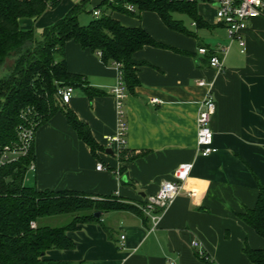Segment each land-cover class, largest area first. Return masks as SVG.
<instances>
[{
    "label": "crops",
    "instance_id": "crops-1",
    "mask_svg": "<svg viewBox=\"0 0 264 264\" xmlns=\"http://www.w3.org/2000/svg\"><path fill=\"white\" fill-rule=\"evenodd\" d=\"M72 7L62 0L38 18L19 19V28L33 30L40 38ZM197 14L207 27L199 28L185 16L190 21L187 28L174 16L183 22L186 32L181 33L168 29L153 12L138 16L111 12L123 27L142 28L162 45L144 46L132 56L137 85L129 91L123 84L127 130L119 154L107 146L105 137L117 130L116 99L110 92L122 79L121 72L75 42L65 43L67 71L83 77L87 85L73 88L65 106L87 125L103 151L93 155L58 112L35 130L34 169H27L25 186L115 197L140 207L163 181L172 179L180 164L191 163L193 168L155 229L143 215L102 212L98 221L67 233L74 249L49 250L45 259L73 264H251L245 246L264 250V239L237 216L255 206L257 185H264V19L253 20L243 31L242 53L216 24L214 7L198 2ZM216 47L227 49L220 73L209 67V54H198L199 48ZM200 81L212 85L216 104L210 122L216 152L206 157L195 149V120L207 93ZM86 89L98 93L89 98ZM152 99L160 103L152 104ZM97 164L104 170L97 171ZM72 219L43 217L34 225L60 228ZM120 236H124L122 248ZM193 242L209 261L199 258Z\"/></svg>",
    "mask_w": 264,
    "mask_h": 264
},
{
    "label": "trees",
    "instance_id": "trees-1",
    "mask_svg": "<svg viewBox=\"0 0 264 264\" xmlns=\"http://www.w3.org/2000/svg\"><path fill=\"white\" fill-rule=\"evenodd\" d=\"M62 0H0V148L16 142L18 126L26 118L37 127L51 116L62 113L78 138L91 153L103 151L86 124L77 119L67 106L56 98L57 88L86 87L83 77L67 71L64 45L73 41L82 49L100 53L103 64H118L123 84L132 91L137 85L136 63L132 56L144 46L161 47L142 28H126L111 17V12L138 16L141 12L155 13L170 30L185 33L183 22L175 14L188 17L199 28L207 23L197 14L199 0H103L94 9L101 12L88 25L78 22L83 4L80 1L37 38L33 30H21L18 20L35 19L56 8ZM132 5L134 12L127 10ZM11 60V65L5 64ZM90 98L96 91L86 89ZM33 161V148L25 157L5 166L0 173V264H73L45 259L49 250H72L74 242L67 233L80 225L96 222L95 213L130 211L142 217L139 207L125 204L115 197H94L85 193L38 191L23 184L25 173ZM255 206L238 214V218L264 239V185L258 183ZM71 215L65 227H31L43 217ZM108 234V232H107ZM243 252L251 264H264V250L245 246ZM203 261H208L201 259Z\"/></svg>",
    "mask_w": 264,
    "mask_h": 264
},
{
    "label": "built area",
    "instance_id": "built-area-1",
    "mask_svg": "<svg viewBox=\"0 0 264 264\" xmlns=\"http://www.w3.org/2000/svg\"><path fill=\"white\" fill-rule=\"evenodd\" d=\"M213 6L216 24L221 25L225 29L231 42H237L243 53L245 50V42L242 37L243 31L253 20L258 18L264 19V0H215ZM127 10L134 12V7L128 5ZM92 15L94 18H99L101 12L98 9H94ZM226 52L227 49L223 47L198 49V54L200 55L205 56L209 54V67L218 73L224 70L223 60ZM98 56H100V53H98ZM115 65L119 68L118 64ZM198 85L205 87L207 93L200 104L199 112L195 120L197 126L195 149L200 156L206 157L216 152V148L213 146V132L210 127L211 119L215 114L216 104L212 93V85L204 81H200ZM110 93L116 99L118 125L113 135L105 137V142L108 147L114 150L115 154H119L126 145L127 130L122 113V100L125 97V88L122 79H119V84ZM72 94V87L60 86L57 88L56 98L60 104L66 105L69 103ZM151 103L158 104L160 101L158 99H152ZM31 113L32 110L30 108L25 111L23 115L24 123L18 126L16 131V142L0 148V173L5 166L28 155L38 125L33 119L34 117L31 119L26 118ZM192 168L191 163L180 164L173 172L172 179L163 181L160 184L158 192L148 197L146 202L139 207L142 215L150 224L151 230L156 228L164 211L182 193L184 184L189 178ZM28 169H34L33 161L30 162ZM96 170H104L103 165L97 164ZM30 226L35 227L34 223H31ZM120 241L119 246L122 248L124 236H120ZM192 246L197 251L199 258L209 261L203 251L199 250V244L197 242H193Z\"/></svg>",
    "mask_w": 264,
    "mask_h": 264
},
{
    "label": "rangeland",
    "instance_id": "rangeland-1",
    "mask_svg": "<svg viewBox=\"0 0 264 264\" xmlns=\"http://www.w3.org/2000/svg\"><path fill=\"white\" fill-rule=\"evenodd\" d=\"M75 0H68V2L74 6L76 4H81L80 0H77V2H74ZM102 0H88L83 4V9L80 11V13L78 14V22L80 25L82 26H86L89 24V22L93 19V15L92 12L94 11V8L96 5H98ZM215 0H199V3H206L210 8H213V3ZM175 17L180 18L181 20H183V22L185 23V26L187 28H189L190 26V21L188 20V18H186L184 15H180V14H175ZM12 61L8 60L7 63L5 64V67L8 68L11 65ZM62 216H66V215H62Z\"/></svg>",
    "mask_w": 264,
    "mask_h": 264
},
{
    "label": "water",
    "instance_id": "water-1",
    "mask_svg": "<svg viewBox=\"0 0 264 264\" xmlns=\"http://www.w3.org/2000/svg\"><path fill=\"white\" fill-rule=\"evenodd\" d=\"M106 152H107V153H111V151H110V150H106ZM99 216H100V214H99V213H95V214H94V217H95V218H99Z\"/></svg>",
    "mask_w": 264,
    "mask_h": 264
}]
</instances>
